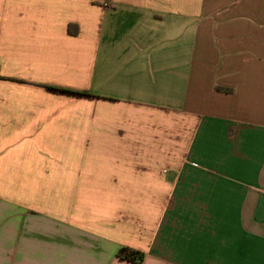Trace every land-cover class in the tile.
Masks as SVG:
<instances>
[{
  "label": "crops",
  "instance_id": "0c3cea01",
  "mask_svg": "<svg viewBox=\"0 0 264 264\" xmlns=\"http://www.w3.org/2000/svg\"><path fill=\"white\" fill-rule=\"evenodd\" d=\"M0 264H264V0H0Z\"/></svg>",
  "mask_w": 264,
  "mask_h": 264
},
{
  "label": "trees",
  "instance_id": "16d2710c",
  "mask_svg": "<svg viewBox=\"0 0 264 264\" xmlns=\"http://www.w3.org/2000/svg\"><path fill=\"white\" fill-rule=\"evenodd\" d=\"M51 89L57 90V91H62V92H69L73 94H78V95H87V93H79L75 91H70V90H65V89H60V88H53L50 87ZM145 255L139 251H135L129 248H122L118 252V258L121 260L129 261V262H142L144 259Z\"/></svg>",
  "mask_w": 264,
  "mask_h": 264
}]
</instances>
